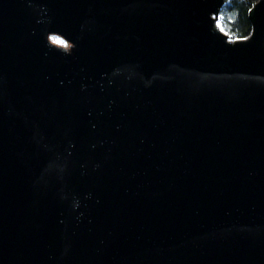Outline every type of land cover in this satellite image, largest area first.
I'll return each mask as SVG.
<instances>
[{"label":"water","instance_id":"water-1","mask_svg":"<svg viewBox=\"0 0 264 264\" xmlns=\"http://www.w3.org/2000/svg\"><path fill=\"white\" fill-rule=\"evenodd\" d=\"M228 2L0 0V264H264V0L234 40Z\"/></svg>","mask_w":264,"mask_h":264},{"label":"trees","instance_id":"trees-1","mask_svg":"<svg viewBox=\"0 0 264 264\" xmlns=\"http://www.w3.org/2000/svg\"><path fill=\"white\" fill-rule=\"evenodd\" d=\"M258 0H229L221 8L219 22L221 28L229 33L230 39H244L251 34V23L248 14Z\"/></svg>","mask_w":264,"mask_h":264},{"label":"rangeland","instance_id":"rangeland-1","mask_svg":"<svg viewBox=\"0 0 264 264\" xmlns=\"http://www.w3.org/2000/svg\"><path fill=\"white\" fill-rule=\"evenodd\" d=\"M217 22H218L219 30H220L221 32H222V31L225 32V33L230 37L229 33L226 32V31L223 29V27L221 28V25H220L219 20H218ZM49 40H50L52 43H54V44H56V45H58V46H60V47L63 46V47L66 48V49L69 48V43H68L65 39H63L62 37H59V36H57V35H50Z\"/></svg>","mask_w":264,"mask_h":264}]
</instances>
